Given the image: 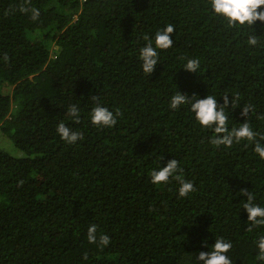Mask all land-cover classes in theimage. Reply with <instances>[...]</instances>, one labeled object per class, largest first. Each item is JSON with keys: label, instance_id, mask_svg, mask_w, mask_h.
<instances>
[{"label": "trees", "instance_id": "16d2710c", "mask_svg": "<svg viewBox=\"0 0 264 264\" xmlns=\"http://www.w3.org/2000/svg\"><path fill=\"white\" fill-rule=\"evenodd\" d=\"M23 4L0 0V132L26 155L0 150V264H202L199 253L220 238L233 245L232 264H259L264 226L247 231L239 194L252 191L264 207L255 142L217 148L190 104L169 105L177 91L220 105L238 97L226 109L229 130L247 119L264 135V23L229 28L210 0H31L36 21L19 11ZM169 23L173 46L157 49L147 75L144 36L155 47ZM188 59H199L196 73L184 70ZM97 103L119 110L114 127L91 123ZM245 105L253 108L247 118ZM61 122L82 139L63 141ZM173 159L194 184L187 197L172 178L151 183L150 172ZM92 224L96 243L87 240Z\"/></svg>", "mask_w": 264, "mask_h": 264}, {"label": "clouds", "instance_id": "9594fccd", "mask_svg": "<svg viewBox=\"0 0 264 264\" xmlns=\"http://www.w3.org/2000/svg\"><path fill=\"white\" fill-rule=\"evenodd\" d=\"M212 10L214 14L222 16L227 20L229 28H239L241 26H251L260 21L264 23V10L258 11V9L264 8V0H210ZM31 0H24V4L19 7L21 13L29 14L32 21L38 20L40 12L34 7H29ZM175 31V25L169 23L162 30L156 32L154 37L155 47H153V41L149 36L145 35L144 39L148 41L146 46L140 49L139 59L142 61V70L147 75H152L156 65L158 64V51L167 50L173 46V40L171 38ZM259 43L258 36L251 35L247 39V44L250 47H254ZM5 60L8 57L5 55ZM200 67L199 59H188L184 65V70L196 73ZM92 99L97 100L96 96ZM238 97H232L231 101L229 96H223V104L217 103V98L213 95H207L204 99H199L193 96L191 99L181 94L179 91L171 97L170 109L176 110L180 106L190 104L191 112L195 114L196 121L205 128L213 130L214 135L210 139V143L215 147L224 146L226 148L231 147L234 142L239 143L241 140H247L248 142H255L254 152L264 160V145L256 142V137L259 136L260 140H264V135H260L254 132L247 119L239 127H233L229 130L228 127V115L226 109L229 104L231 107H236ZM253 111L251 105H245L242 107L241 116L247 118L249 113ZM67 115L74 118L75 123L80 122V114L76 105H70L67 110ZM121 115L119 110L113 114L108 108L101 106L99 103L92 109L90 113L91 123L97 127L111 128L117 124V116ZM264 119V116L258 117ZM57 132L60 138L68 144H74L79 139H82V134L78 131H73L71 128L65 126L63 122L58 124ZM183 169L179 167V162L176 159L168 161L165 167L160 168L158 171L153 170L150 172L151 183L153 185L167 184L169 179L172 178L179 182V196L187 197L190 193L195 191L194 184L186 181L182 173ZM23 183L22 181L20 182ZM240 195L247 197L246 202L243 203V209L246 210L248 215L247 222L250 226L247 228L248 232H251L253 228L264 226V207L258 206L253 203L255 196L252 191L243 189L239 192ZM97 227L92 224L87 229V240L89 243L97 242ZM110 238L107 235H101L99 243L102 246L110 244ZM257 246L259 254L256 256V260L259 264H264V235H261ZM233 245L230 241H226L223 238L216 239L212 250L208 252H200L198 259L202 264H232L231 259L227 253L232 249ZM87 259V256L84 257Z\"/></svg>", "mask_w": 264, "mask_h": 264}, {"label": "rangeland", "instance_id": "374dc122", "mask_svg": "<svg viewBox=\"0 0 264 264\" xmlns=\"http://www.w3.org/2000/svg\"><path fill=\"white\" fill-rule=\"evenodd\" d=\"M12 94V89L10 91ZM0 150L7 152L9 155L15 158H23L26 155L20 151L14 144L13 140L7 138L4 134L0 132Z\"/></svg>", "mask_w": 264, "mask_h": 264}]
</instances>
